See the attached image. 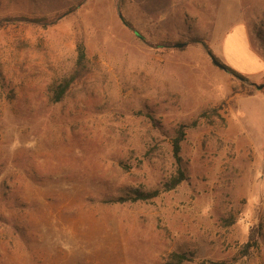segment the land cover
<instances>
[{"label": "rangeland", "instance_id": "obj_1", "mask_svg": "<svg viewBox=\"0 0 264 264\" xmlns=\"http://www.w3.org/2000/svg\"><path fill=\"white\" fill-rule=\"evenodd\" d=\"M71 8L0 22V264H264V71L222 44L243 23L264 60V0H0V19ZM179 129L186 179L119 200L175 172Z\"/></svg>", "mask_w": 264, "mask_h": 264}, {"label": "trees", "instance_id": "obj_2", "mask_svg": "<svg viewBox=\"0 0 264 264\" xmlns=\"http://www.w3.org/2000/svg\"><path fill=\"white\" fill-rule=\"evenodd\" d=\"M72 11V8L67 10L66 12L54 17V18H35V19H30V18H4L0 19V22L2 21H10V20H21V21H26V22H35L38 23L42 26L46 25H51L54 24L60 17L64 16L65 14L69 13ZM76 51H77V58H76V66H75V72L70 75L69 77L64 78L61 82L56 84L53 88L54 92V100L58 101L60 100L71 83L81 74L83 68H84V62H85V51H84V46L80 42L76 46ZM212 56V55H211ZM213 57V56H212ZM215 60L216 58L213 57ZM218 61V60H216ZM219 62V61H218ZM222 64L224 70H226L228 73H230L233 77L240 79L242 81H246V77L241 74L238 70L234 69L230 65L219 62ZM184 137V132L182 129H179L176 133V135L173 138L172 141V153L173 157L176 162V169L175 172L161 184V187L155 188L152 190H142L140 188H134L130 190V194L123 198L120 197L119 200H130V201H137V200H142L146 201L149 200L153 197H156L160 192L163 191H169L173 188H175L177 185H179L184 179H186V174H185V169L182 166L181 163V156H180V144L181 141L183 140ZM251 244V242H247L246 247L248 248ZM192 260V254L189 252H171L167 256L166 262L164 264H183L185 261ZM209 264H228L223 261H206Z\"/></svg>", "mask_w": 264, "mask_h": 264}, {"label": "crops", "instance_id": "obj_3", "mask_svg": "<svg viewBox=\"0 0 264 264\" xmlns=\"http://www.w3.org/2000/svg\"><path fill=\"white\" fill-rule=\"evenodd\" d=\"M223 46L224 49H233L235 42H239L240 44L242 43H246L247 48L249 49L251 56H253L254 58H256V60L258 61V67L261 68V71H264V60L261 59L256 53L255 51L250 47V43H249V34H248V29L246 27V25H244L243 23H239L234 25L232 28H230L224 35L223 37ZM236 67H238V71L246 72L249 71V69H244L241 68L240 66H238L237 64H234ZM237 70V69H236Z\"/></svg>", "mask_w": 264, "mask_h": 264}, {"label": "water", "instance_id": "obj_4", "mask_svg": "<svg viewBox=\"0 0 264 264\" xmlns=\"http://www.w3.org/2000/svg\"><path fill=\"white\" fill-rule=\"evenodd\" d=\"M119 16H120V19L125 23L124 18L122 17V15L119 14ZM137 35L140 36L139 34H137ZM174 46H176V47H181V46H183V43H177V44H175ZM210 57H211V60H212V62H213L214 64H216V65L219 66L220 68H223L222 64H220L218 61H216L211 55H210ZM263 85H264L263 83H262V84H258V85H256V88H257V89H260V88L263 87Z\"/></svg>", "mask_w": 264, "mask_h": 264}]
</instances>
